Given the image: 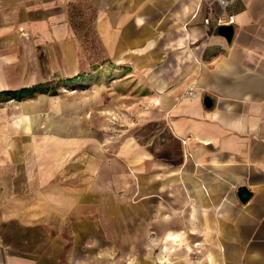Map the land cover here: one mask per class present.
Masks as SVG:
<instances>
[{
  "label": "crops",
  "instance_id": "1",
  "mask_svg": "<svg viewBox=\"0 0 264 264\" xmlns=\"http://www.w3.org/2000/svg\"><path fill=\"white\" fill-rule=\"evenodd\" d=\"M79 1L0 0V18H23L20 27L28 18H74ZM82 1L99 18L106 47L146 71L150 105L145 114L136 109V121L114 144H99V156L92 157L88 145L82 198L91 203L92 184L100 182L98 213L108 216L105 226L100 219L94 241L85 239L93 227L89 219L74 224L55 201L72 197L69 191L36 193L51 199L50 210L13 201L27 192H3L1 222L10 218L21 230L37 232L64 223L84 233L77 245L39 235L34 247L44 251L25 250L17 264H264V0H233L229 41L214 24L216 0ZM9 32L0 25L1 44ZM15 101L22 107L16 124L30 130L37 121L26 109L32 100ZM9 142L0 145L2 166L30 167L34 148ZM69 145H55L51 159ZM65 243L70 250L62 261Z\"/></svg>",
  "mask_w": 264,
  "mask_h": 264
},
{
  "label": "rangeland",
  "instance_id": "2",
  "mask_svg": "<svg viewBox=\"0 0 264 264\" xmlns=\"http://www.w3.org/2000/svg\"><path fill=\"white\" fill-rule=\"evenodd\" d=\"M78 4L74 18H28L25 26L21 27L18 21L23 18H0V25L6 24L10 29L9 38L0 43V87H21L40 80H58L82 71L88 75L83 83L59 82L56 95L27 98L32 102L26 109L37 117L30 130H22V125L16 124L22 114L20 103L0 101V145L8 140L9 143L22 141L34 148V156L30 159L32 165L26 169L15 163L11 167H3L0 159V205L6 200L3 192L24 191L27 192L26 199L21 200L17 195L13 201L27 205L42 203L50 210L51 199L35 198L36 193L59 190V195H62L67 190L72 197L55 201H59L60 209L69 214V221L73 219L74 224L89 219L93 227L85 239L89 237L94 241L98 238L100 219L105 226L108 216L98 213L100 182L92 184V190H95L92 194L96 197L91 199V203L83 201V158L88 156L86 152L90 144L94 150L92 157L98 155L95 149H99V144L102 149L114 144L115 138L122 136L123 130L136 121V109L145 114L150 105L145 96L150 90L146 71L134 70L130 56H117L114 48L106 47L98 33L99 18H93V9L85 1L80 0ZM55 127L58 133H54ZM14 138L16 140L11 141ZM60 143H69V151L60 148L56 161L54 157L51 159L56 154L52 149ZM108 154L113 155V151ZM20 163L24 162L20 160ZM56 164L58 177L52 175ZM108 183L102 182L103 187L110 185ZM65 213L62 214L63 220H66ZM1 221L0 215V264H17L20 255L24 257L25 250L30 252L42 248L34 247V241L41 239V235L43 241L58 238L69 245L71 241L77 245L79 238L84 236L81 231L66 230L64 223L57 231L37 232L21 230L18 224L8 222L10 218L5 219L6 223ZM25 240L26 247L23 246ZM66 243L61 249L62 261H66L70 250ZM44 249L45 246L42 252ZM91 251H96V248L92 247ZM76 255L84 258V254Z\"/></svg>",
  "mask_w": 264,
  "mask_h": 264
},
{
  "label": "trees",
  "instance_id": "3",
  "mask_svg": "<svg viewBox=\"0 0 264 264\" xmlns=\"http://www.w3.org/2000/svg\"><path fill=\"white\" fill-rule=\"evenodd\" d=\"M87 73L79 72L71 77L59 78L58 80H50L43 83H37L31 86L21 87L18 89H7L0 91V101L2 100H24L31 98L37 94H56V85L59 82L66 83H83L86 80Z\"/></svg>",
  "mask_w": 264,
  "mask_h": 264
},
{
  "label": "built area",
  "instance_id": "4",
  "mask_svg": "<svg viewBox=\"0 0 264 264\" xmlns=\"http://www.w3.org/2000/svg\"><path fill=\"white\" fill-rule=\"evenodd\" d=\"M219 8H220V12L216 15L215 19H214V24L217 28H219L220 26H228V25H234L235 23V15L233 13H230L228 11L229 7L232 5L233 0H216ZM192 90H187L186 94H191ZM183 143L186 142V139L182 140Z\"/></svg>",
  "mask_w": 264,
  "mask_h": 264
},
{
  "label": "water",
  "instance_id": "5",
  "mask_svg": "<svg viewBox=\"0 0 264 264\" xmlns=\"http://www.w3.org/2000/svg\"><path fill=\"white\" fill-rule=\"evenodd\" d=\"M233 31L234 28L232 25H228V26H220L218 28V32L223 35L228 41L231 40L232 36H233ZM207 102V100H206ZM243 200V198H242Z\"/></svg>",
  "mask_w": 264,
  "mask_h": 264
}]
</instances>
